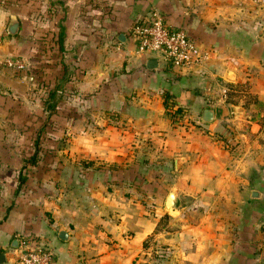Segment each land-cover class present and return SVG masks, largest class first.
I'll return each mask as SVG.
<instances>
[{
	"label": "crops",
	"instance_id": "0c3cea01",
	"mask_svg": "<svg viewBox=\"0 0 264 264\" xmlns=\"http://www.w3.org/2000/svg\"><path fill=\"white\" fill-rule=\"evenodd\" d=\"M153 12L206 61L135 55ZM24 243L54 264H264V6L0 0L3 264Z\"/></svg>",
	"mask_w": 264,
	"mask_h": 264
},
{
	"label": "built area",
	"instance_id": "2783aa9c",
	"mask_svg": "<svg viewBox=\"0 0 264 264\" xmlns=\"http://www.w3.org/2000/svg\"><path fill=\"white\" fill-rule=\"evenodd\" d=\"M253 3L257 7L264 6V0H253ZM129 36L134 43L135 55L161 60L175 71H192L207 58L193 40L183 31L169 28L156 12L136 20L130 27ZM1 65L18 75L28 70V63L17 58L5 59ZM14 264H54V260L50 251L24 243Z\"/></svg>",
	"mask_w": 264,
	"mask_h": 264
},
{
	"label": "water",
	"instance_id": "95a60500",
	"mask_svg": "<svg viewBox=\"0 0 264 264\" xmlns=\"http://www.w3.org/2000/svg\"><path fill=\"white\" fill-rule=\"evenodd\" d=\"M156 67V62L155 61H149L147 68L148 69H153ZM213 117V111L212 110H205L203 115H202V122L204 124L211 123ZM177 197L174 192L169 193L167 196L165 203H164V211L169 213L171 211H174L177 206ZM63 233L60 234V238H63ZM5 262V258L3 255H0V264H3Z\"/></svg>",
	"mask_w": 264,
	"mask_h": 264
},
{
	"label": "trees",
	"instance_id": "16d2710c",
	"mask_svg": "<svg viewBox=\"0 0 264 264\" xmlns=\"http://www.w3.org/2000/svg\"><path fill=\"white\" fill-rule=\"evenodd\" d=\"M48 102V101H47ZM53 108H54V105L53 104H50L48 107H47V110H48V115L51 114L53 112Z\"/></svg>",
	"mask_w": 264,
	"mask_h": 264
},
{
	"label": "rangeland",
	"instance_id": "374dc122",
	"mask_svg": "<svg viewBox=\"0 0 264 264\" xmlns=\"http://www.w3.org/2000/svg\"><path fill=\"white\" fill-rule=\"evenodd\" d=\"M254 6H255V7H257L256 5H254ZM226 93H229V91H228V90H226L225 94H226Z\"/></svg>",
	"mask_w": 264,
	"mask_h": 264
}]
</instances>
